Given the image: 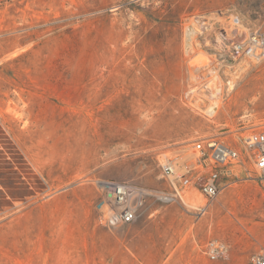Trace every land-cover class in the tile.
I'll return each instance as SVG.
<instances>
[{"label":"rangeland","instance_id":"1","mask_svg":"<svg viewBox=\"0 0 264 264\" xmlns=\"http://www.w3.org/2000/svg\"><path fill=\"white\" fill-rule=\"evenodd\" d=\"M223 29L264 32V0H0V264L264 256V180L242 139L264 129V60L228 66ZM212 136L242 157L213 202L190 189L110 224L101 182L171 190L163 164ZM214 239L227 253L211 261Z\"/></svg>","mask_w":264,"mask_h":264},{"label":"built area","instance_id":"2","mask_svg":"<svg viewBox=\"0 0 264 264\" xmlns=\"http://www.w3.org/2000/svg\"><path fill=\"white\" fill-rule=\"evenodd\" d=\"M221 34L222 40L229 42L228 66L232 67L240 61L257 64L264 60V32L253 30L240 39H228L225 29ZM242 139L250 149L255 173L260 180H264V129H251ZM241 158L234 145L217 137H204L193 141L182 157H174L163 164V174L169 180L171 190L103 181L101 186L106 191L110 206L115 209L109 222L116 225L137 221L148 200L165 205L183 204L185 195L192 197L190 189H196L209 204L221 193L222 178L227 175L228 169L240 162ZM206 210L207 206L199 211ZM204 252L209 260L216 261L225 257L227 246L223 241L210 240ZM253 264H264V256H254Z\"/></svg>","mask_w":264,"mask_h":264},{"label":"crops","instance_id":"3","mask_svg":"<svg viewBox=\"0 0 264 264\" xmlns=\"http://www.w3.org/2000/svg\"><path fill=\"white\" fill-rule=\"evenodd\" d=\"M205 253V252H204Z\"/></svg>","mask_w":264,"mask_h":264}]
</instances>
